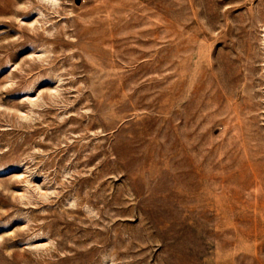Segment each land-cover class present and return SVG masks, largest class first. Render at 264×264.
<instances>
[{
  "label": "rangeland",
  "instance_id": "obj_1",
  "mask_svg": "<svg viewBox=\"0 0 264 264\" xmlns=\"http://www.w3.org/2000/svg\"><path fill=\"white\" fill-rule=\"evenodd\" d=\"M0 264H264V0H0Z\"/></svg>",
  "mask_w": 264,
  "mask_h": 264
}]
</instances>
